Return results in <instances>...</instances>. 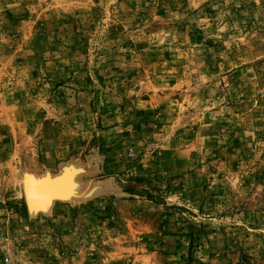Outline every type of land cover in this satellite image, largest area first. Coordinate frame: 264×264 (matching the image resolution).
Listing matches in <instances>:
<instances>
[{
    "label": "rangeland",
    "instance_id": "374dc122",
    "mask_svg": "<svg viewBox=\"0 0 264 264\" xmlns=\"http://www.w3.org/2000/svg\"><path fill=\"white\" fill-rule=\"evenodd\" d=\"M0 264H264V0H0Z\"/></svg>",
    "mask_w": 264,
    "mask_h": 264
},
{
    "label": "bare ground",
    "instance_id": "6f19581e",
    "mask_svg": "<svg viewBox=\"0 0 264 264\" xmlns=\"http://www.w3.org/2000/svg\"><path fill=\"white\" fill-rule=\"evenodd\" d=\"M73 165V164H72ZM79 165V164H78ZM93 167V166H92ZM76 168V167H75ZM80 169V168H79ZM94 172V171H93ZM96 172V171H95ZM74 173V172H73ZM72 173V174H73ZM90 173V172H89ZM71 174V175H72ZM36 175V174H35ZM38 176V175H37ZM37 176H35V177H37ZM80 176V175H79ZM34 177V176H33ZM25 179V178H24ZM24 179H23V188H24ZM61 179V178H60ZM60 179H58V180H60ZM64 179V178H63ZM31 178L30 179H28L27 180V190H28V192H29V196L30 197H35L36 196V194H38V193H40L41 191L43 192L44 191V189H45V187H48V188H50L51 186H49L48 184H46V185H42V186H39V185H34L33 183H31ZM54 181V180H53ZM25 182H26V180H25ZM40 182V181H39ZM62 183H65V182H62ZM57 184V183H56ZM66 184V183H65ZM90 185V184H89ZM88 186V185H87ZM65 187H67V186H65ZM46 190V189H45ZM84 191V190H83ZM82 191V192H83ZM24 192V191H23ZM62 192H63V190H62ZM86 193V192H85ZM88 193H90V192H88ZM80 195V194H79ZM47 197V196H46ZM79 197V196H78ZM43 198V197H42ZM37 199V198H36ZM35 199V200H36ZM50 199V198H49ZM48 199V200H49ZM58 199V198H57ZM56 200V199H55ZM61 200V199H60ZM62 200H64V199H62ZM40 201V200H39ZM47 201V200H46ZM44 203V202H43ZM50 206V205H49ZM50 209V208H49ZM31 210V209H30ZM46 211V210H45ZM38 213V212H37ZM36 213V214H37Z\"/></svg>",
    "mask_w": 264,
    "mask_h": 264
}]
</instances>
